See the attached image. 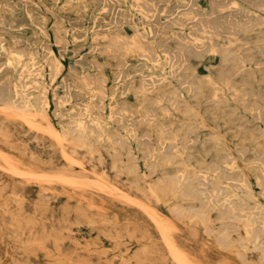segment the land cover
Returning a JSON list of instances; mask_svg holds the SVG:
<instances>
[{
  "label": "rangeland",
  "instance_id": "1",
  "mask_svg": "<svg viewBox=\"0 0 264 264\" xmlns=\"http://www.w3.org/2000/svg\"><path fill=\"white\" fill-rule=\"evenodd\" d=\"M174 1L0 0V6L2 5L0 7V62L3 61L0 63V264H67V262L68 264H180L179 262L184 259L187 264L189 262V264H264V156H262L264 155V97H261L264 96V0H260L261 2L258 0ZM215 1H219L220 4ZM148 7L150 9H147ZM186 7L189 11L184 9ZM158 8L159 11H157ZM238 9H243L244 14ZM253 12H257L256 14L261 17H257ZM227 18L230 19L227 20ZM169 23H171L170 27ZM234 25L241 26L237 29L238 27ZM85 26L88 28L85 29ZM135 38L136 40H131ZM218 45L221 46L217 48ZM189 47L193 48L192 51ZM146 48H151L153 51ZM196 49L202 50L195 54ZM210 49L213 51L210 52ZM216 49L222 50L223 53ZM23 50L24 53H22ZM183 50H186V53ZM246 68L249 69L246 70ZM32 71H35L34 74ZM89 74L92 77H89ZM240 77L245 80L243 81ZM111 79L113 80L110 81ZM10 81L13 83L11 84ZM38 81L41 84L40 87ZM35 84L36 86H33ZM15 88L20 94L16 95ZM35 88L38 89L35 90ZM95 89L99 92L96 93ZM248 89H251L250 94ZM88 90L91 91L88 92ZM22 95L26 97L23 96V98ZM123 101L126 103H122ZM111 105L114 106L111 107ZM13 106L15 107L12 109ZM7 107L11 112L7 110ZM122 109H125V112ZM64 114H67V117ZM122 115L124 116L120 117ZM144 116L148 119L147 121ZM124 117L127 118L124 119ZM120 118H123V121ZM153 119L155 122L152 121ZM79 120L88 125H84V128L80 127ZM257 127H259L258 130ZM126 128H129L128 132L125 131ZM115 130L117 134L113 136ZM168 130L170 134L167 133ZM208 134H213V137L210 138ZM174 135H177L176 138ZM79 138L84 140L81 139V142ZM167 147L170 148L167 149ZM230 155H233V158ZM61 174L64 177L67 176L65 180L64 177L58 178L62 176ZM236 176L240 178L236 179ZM68 177L70 181L67 180ZM120 190L125 193L119 195ZM126 193L130 197L126 196ZM176 253L179 255L177 256ZM182 264L186 262L183 261Z\"/></svg>",
  "mask_w": 264,
  "mask_h": 264
},
{
  "label": "bare ground",
  "instance_id": "2",
  "mask_svg": "<svg viewBox=\"0 0 264 264\" xmlns=\"http://www.w3.org/2000/svg\"><path fill=\"white\" fill-rule=\"evenodd\" d=\"M19 1H20V0H19ZM42 1H43V0H42ZM80 1H81V0H80ZM100 1H101V0H100ZM102 1H103V0H102ZM112 1H113V0H112ZM116 1H117V0H116ZM134 1H135V0H134ZM136 1H137V0H136ZM157 1H158V0H157ZM173 1H174V0H173ZM188 1H189V0H188ZM221 1H222V0H221ZM227 1H228V0H227ZM253 1H254V0H253ZM258 1L261 2L260 0H258ZM36 2H37V1H36ZM71 2L73 3V1H70V3H71ZM95 2H96V1H95ZM127 2H128V1H127ZM132 2H133V1H132ZM174 2H175V1H174ZM180 2H181V1H180ZM183 2H184V1H183ZM215 2H216V1H215ZM223 2H224V1H223ZM244 2H245V1H244ZM255 2H256V1H255ZM255 2H254V4H255ZM33 3H34V2H33ZM66 3H67V2H66ZM78 3H79V2H78ZM81 3H82V2H81ZM86 3H87V2H86ZM97 3H98V2H97ZM103 3H104V2H103ZM124 3H125V1H124ZM194 3H196V1H195ZM209 3H210V1H209ZM209 3H208V4H209ZM211 3H212V1H211ZM216 3H219V1H217ZM224 3H226V2H224ZM224 3H223V4H224ZM229 3H230V2H229ZM1 4H2V3H1ZM31 4H32V3H31ZM63 4H64V3H63ZM94 4H95V3H94ZM110 4H111V3H110ZM168 4H169V3H168ZM186 4H187V3H186ZM219 4H220V3H219ZM249 4H251V3H249ZM249 4H248V5H249ZM4 5H5V4H4ZM39 5H40V4H39ZM39 5H37V6H39ZM41 5H42V3H41ZM55 5H56V4H55ZM64 5H65V4H64ZM64 5H63V6H64ZM70 5H71V4H70ZM140 5H141V4H140ZM144 5H145V4H143V6H144ZM155 5H156V3H155ZM155 5H154V6H155ZM157 5H158V4H157ZM170 5H171V4H170ZM176 5H177V4H176ZM191 5H192V4H191ZM224 5L226 6V4H224ZM237 5H238V4H237ZM239 5H240V4H239ZM257 5H258V4H257ZM1 6H2V5H1ZM1 6H0V7H1ZM5 6H6V5H5ZM12 6H13V5H12ZM37 6H35V7H37ZM48 6H49V5H48ZM98 6H99V5H98ZM98 6H97V7H98ZM106 6H107V4H106ZM183 6H184V4H183ZM197 6H198V5H197ZM250 6H251V5H250ZM255 6H256V5H255ZM255 6H254V7H255ZM263 6H264V4H263ZM65 7H66V6H65ZM74 7H75V6H74ZM112 7H113V6H112ZM132 7H133V6H132ZM140 7H141V6H140ZM150 7H151V6H150ZM188 7H189V6H188ZM188 7L184 8V9H187ZM192 7H193V5H192ZM216 7H217V6H216ZM218 7H219V6H218ZM2 8H3V7H2ZM14 8H15V7H14ZM27 8H28V7H27ZM37 8H38V7H37ZM40 8H41V7H40ZM46 8H47V7H46ZM51 8H52V7H51ZM63 8H64V7H63ZM104 8H105V7H104ZM122 8H123V7H122ZM141 8H142V7H141ZM163 8H164V7H163ZM199 8H200V7H199ZM214 8H215V7H214ZM224 8H225V7H224ZM255 8H256V7H255ZM0 9H1V8H0ZM8 9H9V7H8ZM16 9H19V8H16ZM23 9H24V8H23ZM41 9H42V8H41ZM64 9H65V8H64ZM77 9H78V8H77ZM83 9H84V8H83ZM98 9H99V8H98ZM137 9H138V8H137ZM147 9H150V8L148 7ZM147 9H146V10H147ZM152 9H153V8H152ZM154 9H155V8H154ZM181 9L183 10V8H181ZM192 9H193V8H192ZM194 9H195V8H194ZM208 9H209V8H208ZM221 9H222V8H221ZM235 9H237V8H235ZM239 9H241V8H239ZM239 9H238V10H239ZM261 9H262V8H261ZM2 10H3V9H2ZM24 10H25V9H24ZM39 10H40V9H39ZM48 10H49V9H48ZM66 10H68V9H66ZM69 10H70V9H69ZM102 10H104V9H102ZM167 10H168V9H167ZM187 10H188V9H187ZM215 10H216V9H215ZM224 10H225V9H224ZM242 10H243V9H242ZM242 10H239V12L241 11V13H243ZM247 10H248V9H247ZM249 10H250V9H249ZM258 10H259V9H258ZM7 11H8V10H7ZM9 11H10V10H9ZM33 11H34V10H33ZM112 11H113V9H112ZM151 11H152V10H151ZM157 11H159V8L157 9ZM157 11H156V12H157ZM188 11H189V10H188ZM206 11H207V10H206ZM206 11H205V12H206ZM222 11H223V10H222ZM245 11H246V10H245ZM251 11H252V10H251ZM251 11H250V12H251ZM259 11H261V10H259ZM15 12H16V11H15ZM43 12H44V11H43ZM96 12H97V11H96ZM106 12H108V11H106ZM110 12H111V11H110ZM127 12H129V11H127ZM164 12H166L165 9H164ZM164 12H161V13H164ZM185 12H186V11H185ZM190 12H191V11H190ZM223 12H224V11H223ZM228 12H229V11H228ZM231 12H233V11L231 10ZM246 12H247V11H246ZM263 12H264V11H263ZM0 13H1V12H0ZM36 13H37V12H36ZM50 13H51V12H50ZM54 13H55V12H54ZM54 13H52V14H54ZM113 13H114V12H113ZM116 13L119 14V12H116ZM137 13H138V12H137ZM166 13H167V12H166ZM186 13H188V12H186ZM186 13H185V14H186ZM191 13H192V12H191ZM201 13H202V12H201ZM220 13H221V12H220ZM226 13H227V11H226ZM235 13L238 14V13L236 12V10H235ZM235 13H234V14H235ZM253 13L256 14L257 12H253ZM3 14H4V13H3ZM7 14H9V13H7ZM7 14H6V15H7ZM26 14H27V13H26ZM58 14H59V13H58ZM64 14H65V13H64ZM90 14H91V13H90ZM90 14H89V15H90ZM96 14H97V13H96ZM103 14H104V13H103ZM118 14H117V15H118ZM124 14H126V13H124ZM127 14H128V13H127ZM127 14H126V15H127ZM132 14H133V13H132ZM132 14H131V15H132ZM139 14H140V13H139ZM153 14H154V13H153ZM205 14H206V13H205ZM207 14H208V12H207ZM216 14H217V13H216ZM230 14H231V13H230ZM243 14H244V13H243ZM4 15H5V14H4ZM28 15H29V14H28ZM69 15H70V14H69ZM86 15H87V14H86ZM119 15H121V14H119ZM158 15H159V13H158ZM165 15H167V14H165ZM169 15H171V14H169ZM218 15H219V14H218ZM224 15H225V14H224ZM256 15H257V17L259 16L258 14H256ZM256 15H254V16H256ZM20 16H21V15H19V18H21ZM37 16H38V14H37ZM63 16H64V15H63ZM91 16H92V15H91ZM109 16H110V15H109ZM177 16H178V15H177ZM190 16H192V15H190ZM200 16H201V15H200ZM203 16H204V15H203ZM209 16H210V15H209ZM225 16H226V15H225ZM231 16H232V15H231ZM237 16H238V15H237ZM244 16H245V15H244ZM250 16H251V14H250ZM16 17L18 18V16H16ZM83 17H84V16H83ZM83 17H81V18H83ZM100 17H101V16H100ZM131 17H132V16H131ZM157 17H158V16H157ZM183 17H184V16H183ZM233 17H234V16H233ZM240 17H241V16H240ZM246 17H247V16H246ZM257 17H256V19H257ZM260 17H261V15L259 16V18H260ZM263 17H264V16H263ZM35 18H36V17H35ZM41 18H42V17H41ZM62 18H63V17H62ZM74 18H75V17H74ZM98 18H99V17H98ZM117 18H118V16H117ZM122 18H123V17H122ZM165 18H167V17H165ZM176 18H177V17H176ZM186 18H187V17H186ZM194 18H195V17H194ZM206 18H207V17H206ZM220 18H221V17H220ZM223 18H224V17H223ZM223 18H222V19H223ZM235 18H236V17H235ZM243 18H244V17H243ZM247 18H248V17H247ZM253 18H254V17H253ZM4 19H5V18H4ZM28 19H29V18H28ZM31 19H32V18H31ZM33 19H34V18H33ZM70 19H71V18H70ZM84 19H85V18H84ZM89 19H90V18H89ZM120 19H121V18H120ZM120 19H118V21H119ZM123 19H124V18H123ZM126 19H128V18H126ZM130 19H131V18H130ZM137 19H138V17H137ZM170 19H171V18H170ZM188 19H189V18H188ZM201 19H202V18H201ZM203 19H205V18H203ZM208 19H209V18H208ZM208 19H207V20H208ZM210 19L212 20L211 17H210ZM229 19H230V18H227V20H229ZM237 19H238V18H237ZM244 19H245V18H244ZM244 19H243V20H244ZM261 19H262V18H261ZM1 20H2V19H1ZM37 20H38V19H37ZM46 20H47V19H46ZM57 20H58V19H57ZM74 20H75V19H74ZM95 20H96V19H95ZM116 20H117V19H116ZM140 20H141V19H140ZM166 20H167V19H166ZM173 20H174V18H173ZM178 20H179V19H178ZM207 20H205V21H206L205 23H207ZM220 20H221V19H220ZM231 20H232V19H231ZM235 20H236V19H235ZM235 20H234V21H235ZM240 20H241V19H240ZM248 20H249V19H248ZM257 20H258V19H257ZM13 21H14V20H13ZM23 21H24V20H23ZM35 21H36V19H35ZM54 21H55V20H54ZM62 21H63V20H62ZM81 21H82V20H81ZM98 21H99V19H98ZM101 21H102V20H101ZM104 21H105V20H104ZM125 21H126V20H125ZM132 21H133V20H132ZM137 21H138V20H137ZM146 21H147V20H146ZM146 21H145V22H146ZM169 21H170V20H169ZM202 21H203V20H202ZM215 21H216V20H215ZM237 21H238V20H237ZM254 21H255V20H254ZM258 21H259V20H258ZM6 22H7V21H6ZM46 22H47V21H46ZM107 22H108V21H107ZM113 22H115V21H113ZM167 22H168V21H167ZM172 22H173V21H172ZM172 22H171V23H172ZM174 22H175V20H174ZM191 22H193V21H191ZM191 22H190V23H191ZM231 22H232V21H231ZM242 22H243V21H242ZM246 22H247V21H246ZM249 22H250V21H249ZM249 22H248V23H249ZM33 23H34V22H33ZM42 23H43V22H42ZM69 23H70V22H69ZM74 23H75V22H74ZM138 23H139V22H138ZM171 23L168 24L169 27L171 26V25H170ZM209 23H210V22H209ZM238 23H240V22H238ZM248 23H247V25H248ZM251 23H252V20H251ZM255 23H256V21H255ZM0 24H1V23H0ZM4 24H5V23H4ZM40 24H41V23H40ZM53 24H54V23H53ZM72 24H73V23H72ZM78 24H79V23H78ZM86 24H87V23H86ZM153 24H154V23H153ZM172 24H173V23H172ZM178 24H179V23H178ZM181 24H183V23H181ZM202 24H203V23H202ZM202 24H201V25H202ZM227 24H228V23H227ZM232 24H234V22H233ZM13 25H14V24H13ZM13 25H12V26H13ZM21 25H23V24H21ZM101 25H103V24H101ZM117 25H118V24H117ZM132 25H133V24H132ZM146 25H147V23H146ZM150 25H151V23H150ZM192 25H193V24H192ZM195 25H196V24H195ZM201 25H200V27H201ZM241 25H242V24H241ZM241 25H239V26H241ZM244 25H245V23L243 24V26H244ZM255 25H256V24H255ZM98 26H99V25H98ZM119 26H120V25H119ZM142 26H143V25H142ZM152 26H153V25H152ZM165 26H166V25H165ZM178 26H179V25H178ZM184 26H185V25H184ZM204 26H205V25H204ZM207 26H208V24L206 25V27H207ZM234 26H237V27H238L237 29H239V26H238V25H234ZM34 27H35V26H34ZM43 27H44V26H43ZM69 27H70V26H69ZM71 27H72V26H71ZM114 27H115V26H114ZM135 27H136V26H135ZM144 27H145V26H144ZM148 27H149V26H148ZM166 27H167V26H166ZM182 27H183V26H182ZM189 27H190V26H188V28H189ZM191 27H192V26H191ZM222 27H223V26H222ZM229 27H230V26H229ZM245 27H247V26H245ZM248 27H249V26H248ZM248 27H247V28H248ZM251 27H252V26H251ZM261 27H262V26H261ZM6 28H7V27H6ZM22 28H23V27H22ZM25 28H26V26H25ZM39 28H40V27H39ZM86 28H88V27L85 26V29H86ZM94 28H95V27H94ZM112 28H113V27H112ZM117 28H118V27H117ZM130 28H131V27H130ZM132 28H133V27H132ZM140 28H141V27H140ZM145 28H146V27H145ZM186 28H187V27H186ZM197 28H199V27H197ZM204 28H205V27H204ZM208 28H209V27H208ZM210 28H211V26H210ZM234 28H235V27H234ZM234 28H233V29H234ZM247 28H246V29H247ZM262 28H263V27H262ZM1 29H2V28H1ZM18 29H19V28H18ZM18 29H17V31H18ZM56 29H57V28H56ZM162 29H163V28H162ZM166 29H167V28H166ZM175 29H176V28H175ZM241 29H242V27H241ZM32 30H33V29H32ZM95 30H96V29H95ZM117 30H118V29H117ZM134 30H136V29H134ZM187 30H188V29H187ZM189 30H190V29H189ZM192 30H193V29H192ZM195 30H196V29H195ZM206 30H207V29H206ZM211 30H212V29H211ZM220 30H221V28H220ZM220 30H219V31H220ZM223 30H224V29H223ZM242 30H243V29H242ZM244 30H245V29H244ZM256 30H257V29H256ZM20 31H21V30H20ZM40 31H41V30H40ZM58 31H59V30H58ZM152 31H153V30H152ZM160 31H161V30H160ZM198 31H199V30H198ZM202 31L204 32V30H202ZM202 31H201V32H202ZM209 31H210V30H209ZM230 31H231V30H230ZM235 31H236V30H235ZM240 31H241V30H240ZM8 32H10V31H8ZM120 32H121V31H120ZM120 32H119V33H120ZM141 32H142V30H141ZM149 32H150V31H149ZM164 32H166V31H164ZM178 32H180V31H178ZM188 32H189V31H188ZM205 32H206V31H205ZM213 32H214V31H213ZM231 32H232V31H231ZM233 32H234V31H233ZM233 32H232V33H233ZM237 32H238V31H237ZM237 32H236V33H237ZM14 33H15V32H14ZM32 33H33V32H32ZM38 33H39V32H38ZM43 33H44V32H43ZM69 33H70V32H69ZM81 33H82V32H81ZM97 33H98V32H97ZM125 33H127V32H125ZM135 33H137V31H135ZM146 33H147V32H146ZM162 33H163V32H162ZM162 33H161V34H162ZM175 33H176V32H175ZM183 33H184V32H183ZM198 33H199V32H198ZM206 33H207V32H206ZM211 33H212V32H211ZM211 33H210V34H211ZM223 33H224V32H223ZM234 33H235V32H234ZM238 33H239V32H238ZM23 34H24V33H23ZM44 34H45V33H44ZM48 34H49V33H48ZM63 34H64V33H63ZM66 34H67V32H66ZM86 34H87V33H86ZM100 34H101V33H100ZM171 34H172V33H171ZM186 34H187V33H186ZM200 34H201V33H200ZM200 34H198V35H200ZM19 35H20V34H19ZM25 35H26V33H25ZM29 35H30V34H29ZM134 35H135V34H134ZM139 35H140V34H139ZM146 35H147V34H146ZM191 35H193V34H192V31H191ZM194 35H195V34H194ZM241 35H242V34H241ZM262 35H263V34H262ZM21 36H22V35H21ZM31 36H32V35H31ZM31 36H30V37H31ZM34 36H35V35H34ZM99 36H100V35H99ZM165 36H166V35H165ZM172 36H173V35H172ZM174 36H175V35H174ZM186 36H187V35H186ZM200 36H201V35H200ZM203 36H204V35H203ZM215 36L218 37L217 35H215ZM227 36L230 37V35H227ZM14 37H16V36H14ZM39 37H40V36H39ZM54 37H55V35H54ZM72 37H73V36H72ZM109 37H110V35H109ZM124 37H125V36H124ZM134 37H135V36H134ZM142 37H143V36H142ZM187 37H188V36H187ZM190 37H191V36H189V38H190ZM197 37H198V36H197ZM242 37H243V36H242ZM263 37H264V36H263ZM11 38H12V37H11ZM27 38H28V37H27ZM27 38H26V39H27ZM35 38H38V37H35ZM85 38H86V36H85ZM93 38H94V37H93ZM125 38H127V37H125ZM137 38L139 39V36H138ZM140 38H141V37H140ZM164 38H165V37H164ZM168 38H169V37H168ZM175 38H177V37H175ZM207 38H208V37H207ZM1 39H2V38H1ZM3 39H4V38H3ZM15 39H16V38H15ZM42 39H43V38H42ZM88 39H89V38H88ZM102 39H103V38H102ZM106 39H107V38H106ZM110 39H111V38H110ZM129 39H130V38H129ZM146 39H147V38H146ZM146 39H145V40H146ZM165 39L167 40V38H165ZM172 39H173V38H172ZM229 39H230V38H229ZM242 39H243V38H242ZM4 40H5V39H4ZM16 40H17V39H16ZM23 40H24V39H23ZM65 40H67V39H65ZM68 40H69V39H68ZM74 40H75V39H74ZM76 40H77V39H76ZM81 40H82V39H81ZM85 40H86V39H85ZM93 40H94V39H93ZM126 40H127V39H126ZM131 40H136V38H135V39H131ZM140 40H141V39H140ZM145 40H143V41H145ZM147 40H148V39H147ZM147 40H146V41H147ZM180 40H181V39H180ZM208 40H209V39H208ZM212 40H214V38H213ZM243 40H244V39H243ZM256 40H257V39H256ZM82 41H83V40H82ZM96 41H97V40H96ZM107 41H108V39H107ZM137 41H139V40H137ZM149 41H150V40H149ZM231 41H232V40H231ZM16 42H17V41H16ZM45 42H46V40H45ZM89 42H90V40H89ZM131 42H132V41H131ZM134 42H135V41H134ZM134 42H133V43H134ZM189 42H190V41H189ZM192 42H193V41H192ZM225 42H226V41H225ZM229 42H230V41H229ZM234 42H235V41H234ZM242 42H243V41H242ZM260 42H263V41H260ZM0 43H1V42H0ZM17 43H18V42H17ZM24 43H25V42H24ZM27 43H29V41H28ZM61 43H62V42H61ZM68 43H69V42H68ZM92 43H93V42H92ZM125 43H126V42H125ZM129 43H130V42H128V44H129ZM138 43H139V42H138ZM197 43H198V42H197ZM197 43H196V44H197ZM226 43H227V42H226ZM237 43H238V42H237ZM2 44H3V43H2ZM32 44H33V43H32ZM32 44H31V45H32ZM72 44H73V43H72ZM79 44H80V43H79ZM98 44H99V43H98ZM136 44H137V43H136ZM144 44H145V43H144ZM155 44H156V43H155ZM159 44H160V43H159ZM161 44H162V42H161ZM161 44H160V45H161ZM166 44H167V43H166ZM175 44H176V43H175ZM175 44H174V45H175ZM188 44H189V43H188ZM192 44H193V43H192ZM194 44H195V43H194ZM194 44H193V45H194ZM215 44H217V43H215ZM238 44H239V43H238ZM50 45H51V44H50ZM118 45H119V44H118ZM122 45H123V44H122ZM126 45H127V44H126ZM130 45H131V44H130ZM137 45H138V44H137ZM145 45H146V44H145ZM189 45H190V44H189ZM197 45H199V44H197ZM204 45H205V44H204ZM226 45H227V44H226ZM228 45H229V44H228ZM228 45H227V46H228ZM241 45H242V44H241ZM5 46H6V45H5ZM38 46H39V45H38ZM89 46H90V45H89ZM92 46H93V45H92ZM101 46H102V45H101ZM104 46H105V45H104ZM104 46H103V47H104ZM124 46H125V45H123V47H124ZM133 46H134V44H133ZM140 46H141V45H140ZM163 46H164V44H163ZM176 46H177V45H176ZM183 46H184V45H183ZM190 46H191V45H190ZM208 46H209V45H208ZM219 46H221V45H218L217 48H219ZM239 46H240V44H239ZM239 46H238V47H239ZM11 47H12V46H11ZM23 47H24V46H23ZM30 47H31V46H30ZM73 47L76 48L75 46H73ZM80 47H81V46H80ZM82 47H83V45H82ZM95 47H96V46H95ZM99 47H100V46H99ZM120 47H121V46H120ZM123 47H122V48H123ZM135 47H136V46H135ZM141 47H143V46H141ZM146 47L148 48V46H146ZM170 47H171V46H170ZM170 47H169V48H170ZM172 47H173V46H172ZM184 47H185V46H184ZM213 47H214V46H213ZM224 47H225V46H224ZM16 48H17V47H16ZM25 48H26V47H25ZM34 48H36V47H34ZM106 48H107V47H106ZM124 48H125V47H124ZM124 48H123V49H124ZM147 48H146V49H147ZM167 48H168V47H167ZM179 48H180V47H179ZM189 48H190V47H189ZM193 48H194V46H193ZM193 48H190V50L193 49ZM195 48H196V47H195ZM199 48H201V47L199 46ZM206 48H207V47H206ZM208 48H209V47H208ZM208 48H207V49H208ZM215 48H216V47H215ZM248 48H249V47H248ZM251 48H253V47L251 46ZM251 48H250V49H251ZM254 48H255V47H254ZM254 48H253V49H254ZM1 49H2V48H1ZM6 49H8V48L6 47ZM76 49H77V48H76ZM108 49H109V48H108ZM112 49H113V48H112ZM115 49H116V48H115ZM118 49H120V48H118ZM118 49H117V50H118ZM140 49H143V48H140ZM140 49H138V50H140ZM149 49H151V48H149ZM149 49H147V50H149ZM152 49H153V47H152ZM152 49H151V51H153ZM157 49H158V48H157ZM164 49H165V47H164ZM181 49H182V48H181ZM207 49H206V50H207ZM220 49H221V47H220ZM220 49H219V50H220ZM224 49H225V48H224ZM244 49H245V48H244ZM15 50H16V49H15ZM28 50H29V49H28ZM38 50H39V49H38ZM63 50H64V49H63ZM155 50H156V49H155ZM161 50H162V48H161ZM165 50H166V49H165ZM186 50H187V46H186ZM186 50H185V51L183 50V51L186 53ZM200 50H202V49H200ZM200 50H199V51H200ZM211 50L213 51V49H210V52H211ZM216 50H217V49H216ZM216 50H215V51H216ZM219 50H217V51H219ZM222 50H223V48H222ZM222 50H220V51L222 52ZM226 50H227V49H226ZM231 50H232V49H231ZM231 50H230V51H231ZM234 50H235V49H234ZM5 51H6V50H5ZM17 51H18V48H17ZM21 51H22V50H21ZM42 51H43V50H42ZM86 51H87V50H86ZM99 51H100V49H99ZM108 51H109V50H108ZM112 51H114V50H112ZM118 51H119V50H118ZM169 51H170V50H169ZM172 51H173V50H172ZM191 51H192V50H191ZM196 51H197V49H196ZM199 51L195 52V54H196V53H199ZM220 51H219V52H220ZM243 51H245V50H243ZM246 51H247V50H246ZM250 51H251V50H250ZM65 52H66V51H65ZM75 52H76V51H75ZM84 52H85V51H84ZM95 52H96V51H95ZM147 52H148V51H147ZM163 52H164V51H163ZM176 52H177V51H176ZM179 52H180V51H179ZM188 52H189V51H188ZM208 52H209V51H208ZM224 52H225V51H224ZM254 52H255V51H254ZM256 52H258V51H256ZM18 53H19V51H18ZM22 53H24V50H23ZM27 53H28V52H27ZM27 53H26V55H27ZM88 53H89V51H88ZM104 53H105V52H104ZM114 53H115V52H114ZM124 53H125V52H124ZM124 53H123V54H124ZM141 53H142V52H141ZM165 53H166V52H165ZM222 53H223V52H222ZM222 53H221V54H222ZM241 53H242V51H241ZM243 53H245V52H243ZM14 54H15V53H14ZM14 54H13V55L11 54V56H14ZM20 54H21V53H20ZM82 54H83V53H82ZM82 54H81V55H82ZM107 54H108V52H107ZM138 54H139V52H138ZM142 54H143V53H142ZM145 54H146V53H145ZM151 54H152V53H151ZM153 54H154V53H153ZM170 54H171V53H170ZM177 54H178V53H177ZM195 54H194V56H195ZM203 54H204V53H203ZM219 54H220V53H219ZM224 54H225V53H224ZM230 54H231V53H230ZM238 54H239V53H238ZM249 54H250V53H249ZM255 54H256V53H255ZM22 55H23V54H22ZM24 55H25V54H24ZM64 55H65V54H64ZM87 55H88V54H87ZM158 55H159V53H158ZM179 55H180V54H179ZM181 55H182V54H181ZM187 55H189V54H187ZM222 55H223V54H222ZM232 55H234V54H232ZM247 55H248V54H247ZM260 55H261V54H260ZM6 56H7V55H6ZM30 56L32 57V55H30ZM35 56H36V54H35ZM47 56H48V55H47ZM74 56H75V55H74ZM83 56H84V55H83ZM94 56H95V55H94ZM138 56H139V55H138ZM168 56H169V55H168ZM196 56H197V55H196ZM244 56H245V54H244ZM248 56H249V55H248ZM248 56H246V57H248ZM263 56H264V55H263ZM21 57H22V56H21ZM54 57H55V56H54ZM80 57H81V56H80ZM85 57H87V56H85ZM152 57H153V56H152ZM159 57H160V56H159ZM163 57L165 58V56H163ZM174 57H175V56H174ZM177 57H178V56L176 55V58H177ZM182 57H183V55H182ZM184 57H185V56H184ZM223 57L225 58V56H223ZM230 57H231V55H230ZM234 57H235V56H234ZM239 57H240V55H239ZM250 57H251V54H250ZM259 57H260V56H259ZM27 58H28V57H27ZM56 58H57V57H56ZM64 58H65V57H64ZM119 58H120V57H119ZM147 58H148V56H147ZM179 58H180V57H179ZM186 58H187V57H186ZM195 58H197V57H195ZM221 58H222V57H221ZM231 58H233V57H231ZM248 58H249V57H248ZM256 58H257V57H256ZM263 58H264V57H263ZM20 59H21V58H20ZM57 59H58V58H57ZM87 59H88V58H87ZM114 59H115V58H114ZM152 59H154V58H152ZM155 59H156V57H155ZM170 59H171V57H170ZM182 59H183V58H182ZM187 59H188V58H187ZM243 59H245V58L243 57ZM260 59H261V58H260ZM2 60H3V59H2ZM16 60H18V59L16 58ZM48 60H49V58H48ZM48 60H47V61H48ZM91 60H92V59H91ZM102 60H103V59H102ZM106 60H107V58H106ZM156 60H157V59H156ZM163 60H164V59H163ZM174 60H175V59H174ZM229 60H230V59H229ZM232 60H233V59H232ZM245 60H246V59H245ZM245 60H244V61H245ZM258 60H259V59H258ZM18 61H20V60H18ZM24 61H25V60H24ZM27 61H28V60H27ZM32 61H33V60H32ZM37 61H38V60H37ZM50 61H51V60H50ZM107 61H108V60H107ZM121 61H122V60H121ZM125 61H126V60H125ZM152 61H153V60H152ZM159 61H160V60H159ZM164 61H165V60H164ZM185 61H186V60H185ZM185 61H184V62H185ZM220 61H221V59H220ZM226 61H227V60H226ZM244 61H243V62H244ZM2 62H3V61H2ZM2 62H0V63H2ZM7 62H8V61H7ZM21 62H22V61H21ZM29 62H30V61H29ZM64 62H65V61H64ZM108 62H110V61H108ZM117 62H118V61H117ZM119 62H120V59H119ZM144 62L146 63L147 61H144ZM165 62H166V61H165ZM167 62H168V61H167ZM177 62H179V61H177ZM231 62H232V61H231ZM10 63H12V62H10ZM14 63H15V62H14ZM30 63H31V62H30ZM30 63H29V64H30ZM38 63H39V62H38ZM42 63H43V62H42ZM42 63H41V64H42ZM106 63H107V62H106ZM110 63H111V62H110ZM110 63H109V64H110ZM121 63H122V62H121ZM125 63H127V62H125ZM129 63H130V62H129ZM132 63H133V62H132ZM187 63H189V62H187ZM223 63H225V62H223ZM258 63H259V62H258ZM26 64H27V63H25V65H26ZM33 64H34V63H33ZM47 64H48V63H47ZM60 64H61V63H60ZM78 64H79V63H78ZM135 64H136V63H135ZM137 64H139V63H137ZM180 64H181V63H180ZM185 64H186V63H185ZM198 64H199V63H198ZM209 64H210V63H209ZM233 64H234V63H233ZM236 64H237V63H236ZM254 64H255V61H254ZM256 64H257V63H256ZM8 65H9V64H8ZM20 65H21V64H20ZM23 65H24V63H23ZM37 65H38V64H37ZM58 65H59V64H58ZM75 65H76V64H75ZM91 65L93 66L92 63H91ZM118 65H119V64H118ZM123 65H124V64H123ZM123 65H122V66H123ZM140 65H141V64H140ZM146 65H147V64H146ZM153 65H154V64H153ZM174 65H175V64H174ZM228 65H229V64H228ZM1 66H2V65H1ZM6 66H7V65H6ZM29 66H30V65H29ZM33 66H34V65H33ZM39 66H40V65H39ZM56 66H57V65H56ZM60 66H61V65H60ZM69 66H70V65H69ZM81 66H82V65H81ZM119 66H120V65H119ZM127 66H128V65H127ZM127 66H126V67H127ZM141 66H142V65H141ZM141 66H140V67H141ZM159 66H160V65H159ZM178 66H179V65H178ZM184 66H185V65H184ZM222 66H223V65H222ZM237 66H238V65H237ZM254 66H255V65H254ZM13 67H14V66H13ZM22 67H23V66H22ZM30 67H31V66H30ZM34 67H35V66H34ZM45 67H46V65H45ZM61 67H62V66H61ZM67 67H68V66H67ZM94 67H95V66H94ZM134 67H135V66H134ZM144 67H145V66H144ZM153 67H154V66H153ZM156 67H157V66H156ZM161 67H162V66H161ZM172 67H173V66H172ZM192 67H193V66H192ZM203 67H204V65H203ZM205 67H206V66H205ZM231 67H232V66H231ZM246 67H248V66H246ZM249 67H250V66H249ZM0 68H1V67H0ZM7 68H10V67H7ZM26 68H28V67H26ZM39 68H40V67H38V69H39ZM41 68H42V67H41ZM59 68H60V67H59ZM62 68H63V67H62ZM62 68H61V69H62ZM128 68H129V66H128ZM135 68H136V67H135ZM148 68H149V67H148ZM173 68H174V67H173ZM184 68H185V67H184ZM206 68H207V67H206ZM225 68H226V67H225ZM227 68H228V67H227ZM233 68H234V67H233ZM236 68H237V67H236ZM236 68H234V69H236ZM259 68H260V67H259ZM34 69H35V68H34ZM96 69H97V67H96ZM117 69H119V68H117ZM124 69H126V68H124ZM131 69H132V67H131ZM138 69L140 70L141 68H138ZM142 69H143V68H142ZM161 69H162V68H161ZM180 69H181V68H180ZM216 69H218V68H216ZM222 69H224V68H222ZM230 69H231V68H230ZM230 69H229V70H230ZM238 69H240V68H238ZM247 69H249V68H246V70H247ZM21 70H22V68H21ZM30 70H31V68H30ZM35 70H36V69H35ZM39 70H40V69H39ZM42 70H43V68H42ZM46 70H47V69H46ZM64 70H65V69H64ZM98 70H99V69H98ZM169 70H170V69H169ZM174 70H175V69H174ZM181 70H183V69H181ZM207 70H208V69H207ZM225 70H227V69H225ZM229 70H228V71H229ZM252 70H253V69H252ZM2 71H3V70H2ZM26 71H27V70H26ZM47 71H48V70H47ZM100 71H101V69H100ZM127 71H128V70H127ZM142 71H143V70H142ZM177 71H178V70H177ZM205 71H206V70H205ZM230 71H231V70H230ZM238 71H239V70H238ZM4 72H5V71H4ZM32 72H33V71H32ZM34 72H35V71H34ZM34 72H33V74H34ZM37 72H38V71H37ZM44 72H45V71H44ZM73 72H74V71H73ZM98 72H99V71H98ZM101 72H102V71H101ZM101 72H100V73H101ZM103 72H104V71H103ZM114 72H115V71H114ZM170 72H171V71H170ZM219 72H221V71L219 70ZM234 72H235V71H234ZM240 72H241V70H240ZM21 73H22V72H21ZM29 73H30V72H29ZM50 73H51V72H50ZM59 73H60V69H59ZM59 73H58V74H59ZM75 73H76V72H75ZM122 73H124V72H122ZM127 73H128V72H127ZM172 73H173V72H172ZM238 73H239V72H238ZM23 74H24V73H23ZM38 74H39V73H38ZM43 74H44V73H43ZM69 74H70V73H69ZM92 74H93V73H92ZM150 74H151V73H150ZM155 74H156V73H155ZM180 74H182V73H180ZM185 74H186V73H185ZM220 74H222V73H220ZM250 74H251V73H250ZM253 74H254V73H253ZM29 75H30V74H29ZM39 75H40V74H39ZM45 75H46V74H45ZM77 75H78V73H77ZM100 75H101V74H100ZM103 75H104V74H103ZM105 75H106V74H105ZM113 75H115V73H114ZM124 75H125V74H124ZM124 75H123V76H124ZM128 75H129V73H128ZM138 75H139V74H138ZM148 75H149V74H148ZM157 75H158V74H157ZM160 75H161V74H160ZM189 75H190V74H189ZM189 75H188V76H189ZM203 75H204V74H203ZM208 75H209V74H208ZM208 75H207V76H208ZM238 75H239V74H238ZM8 76H10V75L8 74ZM12 76H13V75H12ZM17 76H18V75H17ZM53 76H54V75H53ZM79 76H80V75H79ZM83 76H84V75H83ZM83 76H82V77H83ZM90 76H91V75L89 74V77H90ZM121 76H122V75H121ZM145 76H146V75H145ZM226 76H227V75H226ZM13 77H14V76H13ZM13 77H11V78H13ZM18 77H19V76H18ZM26 77H27V76H26ZM30 77H31V76H30ZM36 77H37V76H36ZM55 77H57V76L55 75ZM64 77H65V76H64ZM89 77H88V79H91V78H89ZM91 77H92V76H91ZM101 77H102V75H101ZM142 77H143V76H142ZM148 77H149V76H148ZM152 77H153V76H152ZM179 77H180V76H179ZM199 77H200V76H199ZM246 77H248V76L246 75ZM4 78H5V77H4ZM20 78H22V77H20ZM27 78H28V77H27ZM70 78H71V77H70ZM73 78H74V77H73ZM102 78H103V77H102ZM130 78H131V77H129V79H130ZM154 78H155V77H154ZM160 78H161V77H160ZM174 78H175V77H174ZM177 78H178V76H177ZM187 78H188V77H187ZM208 78H209V77H208ZM216 78L219 79V77H216ZM233 78H234V80H236L235 77H233ZM233 78H232V79H233ZM240 78H241V77H240ZM240 78H239V82H240ZM244 78H245V76H244ZM244 78L242 77L241 79L243 80ZM258 78H259V77H258ZM7 79H8V78H7ZM24 79H25V78H24ZM29 79H30V78H29ZM36 79H37V78H36ZM59 79H60V78H59ZM77 79H78V77H77ZM81 79H83V78H81ZM100 79H101V78H100ZM105 79H106V78H105ZM138 79H139V77H138ZM142 79H143V78H142ZM142 79H141V80H142ZM172 79H173V78H172ZM197 79H198V78H197ZM248 79H249V78H248ZM20 80H21V79H20ZM55 80H58V79H55ZM55 80H54V81H55ZM71 80H72V78H71ZM107 80H108V79H107ZM112 80H113V79H111L110 81H112ZM123 80H124V79H123ZM123 80H122V81H123ZM145 80H146V79H145ZM156 80H157V79H156ZM156 80H155V81H156ZM164 80H165V79H164ZM178 80H179V79H178ZM190 80H191V79H190ZM190 80H189L188 82H190ZM210 80H211V79H210ZM210 80H209V81H210ZM226 80H227V79H226ZM244 80H245V79H244ZM244 80H243V81H244ZM0 81H1V80H0ZM2 81H3V80H2ZM5 81H6V79H5ZM7 81L9 82V80H7ZM26 81H27V80H26ZM78 81H79V80H78ZM105 81H106V80H105ZM125 81H126V80H125ZM155 81H154V82H155ZM259 81H260V80H259ZM18 82H19V80H18ZM22 82H23V81H22ZM24 82H25V81H24ZM49 82H50V81H49ZM52 82H53V80H52ZM57 82H59V81H57ZM64 82H65V81H64ZM87 82H88V80H87ZM126 82H128V80H127ZM126 82H125V84H126ZM130 82H131V81H130ZM156 82H157V81H156ZM186 82H187V81H186ZM214 82H215V81H214ZM239 82H237V83H239ZM3 83L5 84V82H3ZM10 83L12 84L13 82L10 81ZM14 83H15V81H14ZM36 83H37V82H36ZM38 83H39V81H38ZM41 83H42V82H41ZM76 83H77V81H76ZM83 83H84V82H83ZM88 83H89V82H88ZM103 83H104V82H103ZM117 83H118V82H117ZM128 83H129V82H128ZM141 83H142V82H141ZM157 83H158V82H157ZM157 83H155V85H156ZM168 83H169V82H168ZM170 83H171V81H170ZM172 83H173V82H172ZM208 83H210V82H208ZM229 83H231V82H229ZM250 83H252V82H250ZM263 83H264V82H263ZM15 84H16V83H15ZM31 84H33V83H31ZM42 84H43V83H42ZM47 84H48V83H47ZM84 84H85V83H84ZM98 84H99V83H98ZM104 84H105V83H104ZM119 84H120V83H119ZM182 84H186V83H182ZM193 84H194V83H193ZM206 84H207V83H206ZM216 84H217V83H216ZM233 84H234V83H233ZM241 84H242V83H241ZM244 84H247V83H244ZM248 84H249V82H248ZM248 84H247V85H248ZM5 85H6V84H5ZM22 85H23V84H22ZM25 85H26V82H25ZM40 85H41V84L39 83V87H40ZM55 85H56V84H55ZM55 85H54V86H55ZM64 85H65V84H64ZM76 85H78V84H76ZM82 85H83V84H82ZM82 85H81V86H82ZM88 85H89V84H88ZM96 85H97V84H95V86H96ZM115 85H116V84H115ZM115 85H114V86H115ZM123 85H124V84H123ZM129 85H130V84H129ZM133 85H134V84H133ZM139 85H140V83H139ZM139 85H137V86L139 87ZM180 85H181V84H180ZM195 85H197V84H195ZM221 85H222V84H221ZM221 85H220V86H221ZM251 85H252V84H251ZM251 85H250V86H251ZM23 86H24V85H23ZM33 86H36V84L33 85ZM93 86H94V85H93ZM99 86H100V85H99ZM124 86H125V85H124ZM187 86H188V84H187ZM187 86H186V87H187ZM189 86L191 87L190 84H189ZM220 86H219V87H220ZM234 86H235V85H234ZM243 86H244V85H243ZM2 87H3V86H2ZM24 87H25V86H24ZM27 87H28V85H27ZM31 87H32V86H31ZM37 87H38V86H37ZM51 87H52V86H51ZM88 87H89V86H88ZM90 87H92V86H90ZM105 87H106V86H105ZM109 87H110V86H109ZM117 87H118V86H117ZM126 87H128V86H126ZM134 87H135V86H134ZM160 87H161V86H160ZM163 87H164V86H163ZM163 87H162V88H163ZM182 87H183V86H182ZM193 87H194V86H193ZM195 87H196V86H195ZM213 87H214V86H213ZM219 87H218V88H219ZM235 87H236V86H235ZM241 87H242V86H241ZM0 88H1V87H0ZM29 88H30V87H29ZM48 88H49V87H48ZM48 88H47V89H48ZM61 88H62V87H61ZM64 88H65V87H64ZM82 88H83V87H82ZM84 88H87V87H84ZM100 88H101V87H98V89H100ZM131 88H132V87H131ZM140 88H142V86H141ZM147 88H148V87H147ZM154 88H155V87H154ZM154 88H152V89H154ZM201 88H202V86H201ZM221 88H222V87H221ZM7 89H9V88H7ZM15 89H16V88H15ZM15 89H14V90H15ZM18 89H21V88H18ZM36 89H38V88H35V90H36ZM41 89L43 90L42 87H41ZM53 89H54V88H53ZM66 89H67V88H66ZM74 89H75V88H74ZM125 89H127V88H125ZM134 89H135V88H134ZM144 89H145V87H144ZM186 89H187V88H186ZM189 89H190V88H189ZM215 89H217V88H215ZM215 89H214V90H215ZM235 89H236V88H235ZM240 89H242V88H240ZM262 89H263V87H262ZM1 90H2V89H1ZM23 90H24V88H23ZM35 90H34V91H35ZM91 90H92V88H91ZM91 90H88V92L91 91ZM95 90H96V89H95ZM101 90H103V89L101 88ZM115 90H117V89H115ZM121 90H122V89H121ZM155 90H156V89H155ZM190 90H191V89H190ZM237 90H238V89H237ZM242 90H243V89H242ZM249 90H251V89H248V91H249ZM263 90H264V89H263ZM30 91H31V90H30ZM66 91H67V90H66ZM68 91H69V90H68ZM77 91H78V90H77ZM79 91H80V90H79ZM112 91H113V90H112ZM112 91H111V92H112ZM135 91H136V90H135ZM145 91L147 92V90H144V92H145ZM171 91H172V90H171ZM196 91H198V89H197ZM216 91H217V90H216ZM245 91H247V90H245ZM7 92H8V90H7ZM46 92H47V91H46ZM53 92H54V91H53ZM74 92H75V91H74ZM84 92H85V91H84ZM95 92L98 93L99 91L97 92V90H96ZM102 92H103V91H102ZM121 92H122V91H121ZM125 92H126V91H125ZM150 92H151V91H150ZM165 92H166V91H165ZM172 92H173V91H172ZM191 92H193V91L191 90ZM211 92H212V91H211ZM213 92H214V91H213ZM221 92H223V90H222ZM15 93H16V95H18L19 92H18L17 89H16V92H15ZM25 93H26V92H25ZM33 93L35 94V92H33ZM38 93H39V91H38ZM43 93H44V90H43ZM43 93H42V94H43ZM100 93H101V92H100ZM126 93H127V92H126ZM126 93H125V94H126ZM167 93H168V91H167ZM197 93H199V92H197ZM250 93H251V91H249V94H250ZM19 94H20V93H19ZM46 94H47V93H46ZM54 94H55V93H54ZM60 94H61V93H60ZM78 94H79V93H78ZM80 94H81V93H80ZM88 94H89V93H88ZM101 94H102V93H101ZM114 94H115V93H114ZM123 94H124V93H123ZM161 94H162V93H161ZM170 94H171V93H170ZM173 94H174V93H173ZM179 94H180V93H179ZM213 94H214V93H213ZM219 94H220V92H219ZM222 94H223V93H222ZM245 94H246V93H245ZM3 95H4V94H3ZM31 95H32V94H31ZM56 95H57V94H56ZM56 95H55V96H56ZM163 95H164V91H163ZM168 95H169V93H168ZM182 95H183V94H182ZM211 95H212V94H211ZM211 95H210V96H211ZM220 95H221V94H220ZM1 96H2V95H1ZM23 96H25V95H22V97H23ZM39 96L41 97V94H40ZM77 96H78V95H77ZM79 96H80V95H79ZM96 96H98V95H96ZM99 96H100V94H99ZM103 96H104V95H103ZM112 96H114V95H112ZM135 96H136V95H135ZM166 96H167V95H166ZM169 96H171V95H169ZM201 96H203V95H201ZM221 96H222V95H221ZM233 96H234V95H233ZM250 96H251V95H250ZM253 96H254V95H253ZM255 96H256V95H255ZM255 96H254V97H255ZM5 97H7V96L5 95ZM25 97H26V96H25ZM40 97H39V99H40ZM72 97H73V96H72ZM84 97H85V96H84ZM89 97H90V96H89ZM136 97H137V96H136ZM155 97H156V96H155ZM163 97H164V96H163ZM173 97H174V96H173ZM173 97H171V98H173ZM194 97L196 98L195 95H194ZM194 97H193V98H194ZM222 97H223V96H222ZM222 97H221V98H222ZM230 97H231V95H230ZM235 97H236V96H235ZM258 97H259V95H258ZM261 97H264V96H261ZM261 97H260V100L262 101ZM23 98H24V97H23ZM41 98H42V97H41ZM55 98H56V97H55ZM73 98H74V97H73ZM96 98L99 99V97H96ZM181 98H182V97H181ZM202 98H203V97H202ZM210 98H211V97H210ZM213 98H214V97H213ZM236 98H237V97H236ZM13 99H14V98H13ZM44 99H45V98H44ZM44 99H43V100H44ZM58 99H59V98H58ZM70 99H71V98H70ZM74 99H75V98H74ZM100 99H102V98H100ZM153 99H154V98H153ZM211 99H212V98H211ZM211 99H210V100H211ZM214 99H215V98H214ZM223 99H226V98H223ZM233 99H234V98H233ZM32 100H33V99H32ZM34 100H35V99H34ZM40 100H41V99H40ZM77 100H78V99H77ZM77 100H76V101H77ZM81 100H82V99H81ZM81 100H79V101H81ZM90 100H91V99H90ZM92 100H93V99H92ZM95 100H97V99H95ZM166 100H167V99H166ZM206 100H207V99H206ZM212 100H213V99H212ZM219 100H220V99H219ZM240 100H241V99H240ZM242 100H243V99H242ZM244 100H245V99H244ZM254 100H255V99H254ZM1 101H3V100H1ZM4 101H6V100H4ZM12 101H13V100H12ZM20 101H21V100H20ZM22 101H23V100H22ZM27 101H28V100H27ZM35 101H36V100H35ZM57 101H58V100H57ZM84 101H85V100H84ZM88 101H89V100H88ZM93 101H94V100H93ZM102 101H103V100H102ZM102 101H100V102H102ZM184 101H185V100H184ZM204 101H205V100H204ZM245 101H247V100H245ZM245 101H244V102H245ZM250 101H251V100H250ZM255 101H256V100H255ZM255 101H254V103H255ZM18 102H19V101H18ZM40 102H41V101H40ZM40 102H38V103H40ZM43 102H44V101H43ZM43 102H41V103H43ZM68 102H69V101H68ZM103 102H104V101H103ZM103 102H102V103H103ZM107 102H108V101H107ZM115 102H116V101H115ZM153 102L155 103V101H153ZM156 102H157V101H156ZM160 102H161V101H160ZM166 102H167V101H166ZM212 102H214V101H212ZM240 102H241V101H240ZM41 103H40V104H41ZM48 103H49V101H48ZM77 103H79V102H77ZM81 103H82V102H81ZM109 103H110V102H109ZM116 103H117V102H116ZM122 103H126V102L123 101ZM150 103H152V102L150 101ZM158 103H159V102H158ZM167 103H168V102H167ZM179 103H180V102H179ZM183 103H184V102H183ZM193 103H194V102H193ZM219 103H220V102H218V104H219ZM257 103H258V101H257ZM28 104H29V103H28ZM32 104H35V103H32ZM67 104H68V103H67ZM103 104H104V103H103ZM113 104H114V103H113ZM152 104H153V103H152ZM155 104H156V103H155ZM174 104H175V103H174ZM176 104H177V103H176ZM184 104H185V103H184ZM184 104H183V105H184ZM195 104H196V103H195ZM197 104H198V101H197ZM197 104H196V105H197ZM199 104H200V102H199ZM227 104H228V102H227ZM251 104H252V103H251ZM255 104H256V103H255ZM6 105H7V104H6ZM6 105H3V106H6ZM57 105H58V104H57ZM57 105H55V106H57ZM85 105H86V104H85ZM91 105H92V104H91ZM98 105H99V104H98ZM104 105H105V104H104ZM117 105H118V104H117ZM124 105H125V104H123V106H124ZM153 105H154V104H153ZM157 105H158V104H157ZM189 105H190V104H189ZM258 105H260V104L258 103ZM3 106H2V107H3ZM7 106H8V105H7ZM42 106H43V105H42ZM48 106H49V104H48ZM58 106H59V105H58ZM64 106H65V105H64ZM78 106H79V105H78ZM96 106H97V103H96ZM100 106H103V105H100ZM109 106H110V105H109ZM112 106H114V105H111V107H112ZM120 106H121V105H120ZM191 106H192V105H191ZM215 106H216V105H215ZM226 106H227V105H226ZM233 106H234V105H233ZM14 107H15V106H13L12 109H13ZM37 107H38V106H37ZM39 107H41V106H39ZM66 107H67V106H66ZM71 107H72V106H71ZM71 107H70V108H71ZM81 107H82V106H81ZM97 107H98V106H97ZM130 107H131V106H130ZM183 107H184V106H183ZM198 107H199V105H198ZM223 107H224V106H223ZM234 107H235V106H234ZM0 108H1V107H0ZM5 108H6V107H5ZM17 108H18V107H17ZM60 108H62V106H60ZM74 108H75V107H74ZM84 108H85V107H84ZM94 108H95V107H94ZM103 108H105V106H103ZM113 108H115V107H113ZM113 108H111V109H113ZM121 108H122V107H121ZM131 108H132V107H131ZM189 108H190V107L188 106V109H189ZM206 108H208V107H206ZM212 108H213V107H212ZM216 108H217V107H216ZM220 108H222V106H221ZM226 108H227V107H226ZM243 108H244V107H243ZM252 108H253V107H252ZM18 109H19V108H18ZM44 109H46V108L44 107ZM58 109H59V108H58ZM71 109H72V108H71ZM78 109H79V108H78ZM78 109H76V110H78ZM99 109H100V108H99ZM99 109H98V110H99ZM108 109L110 110V108H108ZM145 109H146V108H145ZM157 109H158V107H157ZM183 109H184V108H183ZM241 109H242V108H241ZM255 109H256V108H255ZM255 109H254V111H255ZM0 110H1V109H0ZM5 110H6V109H5ZM5 110H4V111H5ZM7 110H8V107H7ZM9 110H10V109H9ZM9 110H8V111H9ZM20 110H22V109H20ZM67 110H68V109H67ZM80 110H81V109H80ZM85 110H86V109H85ZM89 110H91V109H89ZM116 110H117V109H116ZM119 110H120V107H119ZM122 110H123V109H122ZM124 110H125V109H124ZM124 110H123V112H125ZM143 110H144V109H143ZM195 110H196V109H195ZM217 110H218V109H217ZM222 110H224V109H222ZM247 110H248V109H247ZM53 111H55V110H53ZM53 111H52V112H53ZM56 111H57V110H56ZM64 111H65V110H64ZM87 111H88V110H87ZM102 111H103V110H102ZM113 111H114V110H113ZM117 111H118V110H117ZM117 111H116V112H117ZM147 111H148V110H147ZM183 111H184V110H183ZM191 111H192V110H191ZM211 111H212V110H211ZM211 111H210V112H211ZM244 111H245V110H244ZM254 111H253V112H254ZM6 112H7V111H6ZM10 112H11V110H10ZM23 112H24V111H23ZM29 112H30V111H29ZM31 112H32V111H31ZM35 112H36V111H35ZM35 112H34V113H35ZM45 112H46V111H45ZM59 112H60V111H59ZM74 112H75V111H74ZM80 112H81V111H80ZM83 112H84V111H83ZM103 112H104V111H103ZM120 112H121V111H120ZM123 112H122V113H123ZM136 112H138V111L136 110ZM148 112H149V111H148ZM162 112H163V111H162ZM165 112H166V111H165ZM169 112H170V111H169ZM192 112H193V111H192ZM220 112H221V111H220ZM230 112H231V111H230ZM233 112H234V111H233ZM24 113H25V115H26V112H24ZM34 113H33V114H34ZM55 113H56V116H57V112H55ZM72 113H73V112H72ZM100 113H101V112H100ZM112 113H113V112H112ZM144 113H146V112H144ZM166 113H167V112H166ZM195 113H196V112H195ZM195 113H193V114H195ZM239 113H240V112H239ZM9 114H10V113H9ZM37 114H38V113H37ZM60 114H61V113H60ZM67 114H68V113H67ZM67 114H66V115H67ZM94 114H95V113H94ZM102 114H103V113H102ZM108 114H109V113H108ZM186 114H187V113H186ZM198 114L201 115L200 113H198ZM231 114H232V113H231ZM256 114H257V112H256ZM15 115H17V114H15ZM22 115H23V114H22ZM34 115H35V114H34ZM64 115H65V114H64ZM66 115H65V116H66ZM90 115H91V114H90ZM98 115H99V113H98ZM103 115H104V114H103ZM125 115H126V114H125ZM129 115H132V114H129ZM169 115H170V114H169ZM232 115H233V114H232ZM232 115H231V116H232ZM59 116H60V115H59ZM61 116H63V115H61ZM70 116H71V115H70ZM72 116H73V115H72ZM72 116H71V117H72ZM114 116H115V115H114ZM123 116H124V115H122V116H120V117H123ZM147 116H148V115H147ZM27 117H29V115H28ZM32 117H33V116H32ZM44 117H45V116H44ZM57 117H58V116H57ZM66 117H67V116H66ZM71 117H70V118H71ZM99 117H100V116H99ZM101 117H103V116H101ZM139 117H140V116H139ZM139 117H138V118H139ZM141 117H142V116H141ZM201 117H202V116H201ZM257 117H258V115H257ZM80 118H81V117H80ZM82 118H83V117H82ZM94 118H95V117H94ZM115 118H117V117H115ZM125 118H127V117H124V119H125ZM146 118H147V117H146ZM154 118H155V117H154ZM211 118H212V117H211ZM241 118H242V117H241ZM254 118H255V117H254ZM58 119H59V118H58ZM89 119H90V118H89ZM89 119H88V120H89ZM96 119H97V116H96ZM110 119H111V118H110ZM120 119H122V121H123V118H120ZM136 119H137V118H136ZM144 119H145V116H144ZM155 119H156V118H155ZM62 120H63V119H62ZM67 120H68V119H67ZM86 120H87V119H86ZM102 120H103V119H102ZM104 120H105V119H104ZM130 120H132V119H130ZM141 120H142V119H141ZM141 120H140V121H141ZM145 120L147 121L148 119H145ZM145 120H144V121H145ZM150 120H151V119H150ZM213 120H214V118H213ZM230 120H231V119H230ZM232 120H233V119H232ZM232 120H231V121H232ZM235 120H238V119H235ZM65 121H66V120H65ZM65 121H64V123H65ZM95 121H96V120H95ZM152 121H154V119H153ZM169 121H170V120H169ZM169 121H168V123H169ZM201 121H202V120H201ZM203 121H204V120H203ZM46 122H47V121H46ZM62 122H63V121H62ZM74 122H75V121H74ZM84 122H85V121H84ZM89 122H90V121H89ZM96 122H97V121H96ZM100 122H101V121H100ZM133 122H134V121H133ZM154 122H155V121H154ZM193 122H194V121H193ZM239 122H240V121H239ZM246 122H247V121H246ZM249 122H250V121H249ZM33 123H34V121H33ZM47 123H48V122H47ZM77 123H78V122H77ZM103 123H104V121H103ZM202 123H203V122H202ZM65 124H66V123H65ZM121 124H122V122H121ZM121 124H120V125H121ZM125 124L127 125L128 122L125 123ZM147 124H148V123H147ZM161 124H162V123H161ZM165 124H166V122H165ZM192 124H194V123H192ZM198 124H200V123H198ZM243 124H245V123L243 122ZM67 125H68V124H67ZM84 125L87 126L88 124H84L82 120H79V126L82 127V128H84V127H85ZM98 125H99V124H98ZM109 125H110V124H109ZM156 125H157V124H156ZM171 125H173V124H171ZM190 125H191V123H190ZM59 126H60V125H59ZM70 126H72V124H70ZM70 126H69V127H70ZM74 126H76V125H74ZM90 126H93V125H90ZM100 126H101V125H100ZM129 126H131V125H129ZM129 126H127V127H129ZM158 126H159V124H158ZM237 126H241V125H237ZM255 126H256V125H255ZM49 127H50V126H49ZM52 127H53V126H52ZM52 127H50V128H52ZM93 127H95V126H93ZM97 127H98V126H97ZM97 127H96V128H97ZM102 127H103V126H102ZM121 127H122V125H121ZM125 127H126V126H125ZM167 127H168V126H167ZM189 127H190V126H189ZM62 128H63V127H62ZM78 128H79V127H78ZM82 128H81V129H82ZM130 128H131V127H130ZM175 128H176V127H175ZM187 128H188V127H187ZM212 128H213V127H212ZM258 128H259V127H257L256 129L258 130ZM69 129H70V128H69ZM75 129H76V128H75ZM86 129H87V128H86ZM99 129H101V128L99 127ZM103 129H104V128H103ZM106 129H107V128H106ZM127 129L129 130V128H126L125 131H127ZM131 129H133V128H131ZM188 129H189V128H188ZM214 129H215V128H214ZM78 130H79V129H78ZM83 130H85V129H83ZM96 130H98V129H96ZM101 130H102V129H101ZM101 130H100V131H101ZM178 130H179V129H178ZM44 131H45V130H44ZM48 131H49V130H48ZM74 131H75V130H74ZM74 131H73V132H74ZM117 131H118V130H117ZM147 131H149V130H147ZM51 132H52V131H51ZM60 132H61V131H60ZM62 132H63V130H62ZM65 132H66V131H65ZM91 132H93V131H91ZM94 132H95V131H94ZM102 132H103V131H102ZM114 132H115V133H114ZM127 132H128V131H127ZM145 132H146V129H145ZM157 132H159V131H157ZM164 132H165V131H164ZM174 132H175V131H174ZM258 132H260V130H259ZM88 133H90V132H88ZM103 133H104V132H103ZM113 133H114V135H113L112 133H111V135L115 136V134H117V133H116V130L113 131ZM119 133H120V132H119ZM132 133H133V132H132ZM134 133H135V132H134ZM161 133H162V132H161ZM165 133H166V132H165ZM165 133H164V134H165ZM167 133L170 134V133H169V130L167 131ZM185 133H186V132H185ZM187 133H188V131H187ZM62 134H63V133H62ZM83 134H84V132H83ZM128 134H129V133H128ZM128 134H127V135H128ZM130 134H131V133H130ZM146 134H147V133H146ZM157 134H158V133H157ZM159 134H160V133H159ZM210 134H211V133H210ZM210 134H208V135H210ZM55 135H56V134H55ZM76 135H77V134H76ZM133 135L135 136V134H133ZM155 135H156V134H155ZM196 135H197V134H196ZM212 135H213V134H212ZM212 135H210L211 137H210V136H209V137L212 138V137H213ZM62 136H63V135H62ZM77 136H78V135H77ZM113 136H112V138H114ZM122 136H123V133H122ZM147 136H149V135H147ZM156 136H157V135H156ZM168 136H169V135H167V137H168ZM172 136H173V135H172ZM174 136H175V138H176L177 135H174ZM192 136H193V135H192ZM214 136H215V135H214ZM64 137H65V136H64ZM64 137H63V138H64ZM74 137H76V136H74ZM101 137H102V136H101ZM106 137H108V136H106ZM116 137H117V135H116ZM116 137H115V138H116ZM137 137H138V136H137ZM193 137H194V136H193ZM263 137H264V136H263ZM77 138H78V137H77ZM86 138H87V137H86ZM109 138H110V137H109ZM121 138H122V137H121ZM131 138H134V137H131ZM138 138H139V137H138ZM197 138H198V137H197ZM81 139H82V138H79L78 140L81 141ZM87 139H88V138H87ZM106 139H107V138H106ZM116 139H118V137H117ZM161 139H162V138H161ZM195 139H196V138H195ZM214 139H216V138H214ZM247 139H249V138H247ZM72 140H73V139H72ZM82 140H84V139H82ZM124 140H125V139H124ZM136 140H137V139H136ZM148 140H149V139H148ZM172 140H173V139H172ZM191 140H192V139H191ZM196 140H197V139H196ZM226 140H227V139H226ZM108 141H109V139H108ZM163 141H164V140H163ZM163 141H162V142H163ZM170 141H171V139H170ZM81 142H82V141H81ZM85 142H86V141H85ZM123 142H125V141H123ZM123 142H122V143H123ZM147 142H148V141H147ZM164 142H165V141H164ZM194 142H195V141H194ZM90 143H91V142H90ZM125 143H126V142H125ZM170 143H171V142H170ZM85 144H86V143H85ZM85 144H84V145H85ZM201 144H202V143H201ZM82 145H83V144H82ZM227 145H228V144H227ZM260 145H261V143H260ZM76 146H77V145H76ZM78 146L80 147V145H78ZM170 146H171V145H170ZM81 147H82V146H81ZM162 147H163V146H162ZM174 147H175V146H174ZM236 147H237V146H236ZM168 148H170V147H167V149H168ZM209 148L211 149V147H209ZM238 148H239V147H238ZM241 148H243V147H241ZM241 148H239V149H241ZM252 148H253V147H252ZM111 149H112V148H111ZM173 149H175V148H173ZM113 150H114V149H113ZM151 150H153V149H151ZM229 150H230V149H229ZM98 151H99V150H98ZM173 151H174V150H173ZM173 151H171V152H173ZM204 151H205V150H203V152H204ZM242 151H243V150H242ZM91 152H92V151H91ZM239 152H240V151H239ZM244 152H245V151H244ZM244 152H243V153H244ZM147 154H149V153L147 152ZM160 154H162V153L160 152ZM175 154H177V153L175 152ZM226 154H227V153H226ZM232 154H233V152H232ZM236 154H237V152H236ZM259 154H260V153H259ZM135 155H136V154H135ZM143 155H144V154H143ZM166 155H168V154H166ZM254 155L256 156V153H255ZM254 155H253V156H254ZM261 155H262V154H261ZM133 156H134V155H133ZM152 156H154V154H153ZM192 156H193V155H192ZM228 156H229V155H228ZM230 156H231V155H230ZM232 156H233V155H232ZM232 156H231V158H233ZM240 156H241L240 158L242 159V155H241V154H240ZM262 156H264V155H262ZM262 156H261V157H262ZM147 157H149V156H147ZM168 157H169V156H168ZM257 157L260 158V156H257ZM70 158H71V157H70ZM170 158H171V155H170ZM234 158H235V157H234ZM246 158H247V157H246ZM246 158H245V159H246ZM254 158H256V157H254ZM145 159H146V158H145ZM172 159H173V157H172ZM225 159H226V158H225ZM228 159H230V158H228ZM250 159H251V158H250ZM257 159H258V158H257ZM260 159H261V158H260ZM260 159H259V161H260ZM262 159H263V158H262ZM70 160H71V159H70ZM202 160H203V159H202ZM215 160H216V159H215ZM223 160H224V159H223ZM263 160H264V159H263ZM68 161H69V160H68ZM145 161H146V160H145ZM218 161H219V160H218ZM221 161H222V160H221ZM255 161H256V160H255ZM211 162H212V161H211ZM240 162H241V161H240ZM253 162H254V161H253ZM77 163H78V161H77ZM184 163H185V162H184ZM212 163H213V162H212ZM254 163H255V162H254ZM216 164H217V163H216ZM245 164H246V163H245ZM252 165H254V164H252ZM213 166H214V163H213ZM216 166H217V165H216ZM232 166H233V165H232ZM250 166H251V165H250ZM257 166H258V165H257ZM261 166H262V165H261ZM193 167H194V166H193ZM200 167H201V166H200ZM217 167H219V166H217ZM224 167H225V165L223 166V168H224ZM253 167L255 168V166H253ZM258 167H259V166H258ZM3 168H4V167H3ZM157 168H158V166H157ZM223 168H222V169H223ZM242 168H243V167H242ZM259 168H260V167H259ZM259 168H258V169H259ZM151 169H152V168H151ZM155 169H156V168H155ZM218 169H219V168H218ZM256 169H257V168H256ZM162 170H163V169H162ZM181 170H183V169H181ZM181 170H180V171H181ZM224 170H225V169H224ZM163 171H164V170H163ZM180 171H179V172H180ZM212 171H213V170H212ZM12 172H13V171H12ZM258 172H259V170H258ZM260 172H261V170H260ZM199 173H201V172H199ZM228 173H229V172H228ZM228 173H226V174H228ZM40 174H41V173H40ZM143 174H144V173H143ZM176 174H178V172H177ZM260 174H261V173H260ZM45 175H46V174H45ZM61 175H62V174H61ZM85 175H86V174H85ZM236 175H237V174H236ZM71 176H72V175H71ZM181 176H183L182 173H181ZM260 176H261V175H260ZM63 177H64V175H62V176H60V177H58V178H63ZM66 177H67V176H66ZM66 177H64V180H65ZM211 177H212V176H211ZM226 177H227V176H226ZM236 177H237L236 179H239V178H240V177L238 178V176H236ZM242 177H243V176H242ZM257 177H258V176H257ZM55 178H56V177H55ZM72 178H73V177H72ZM74 178H75V176H74ZM181 178H182V177H181ZM196 178H197V176H196ZM75 179H76V178H75ZM174 179H176V178H174ZM198 179H199V178H198ZM211 179H212V178H211ZM234 179H235V177H234ZM261 179H262V178H261ZM61 180H63V179H61ZM67 180L70 181V177H68ZM100 180H101V179H100ZM184 180H186V179H184ZM88 181H89V180H88ZM88 181H87V182H88ZM101 181H102V180H101ZM101 181H100V182H101ZM177 181H178V180H177ZM203 181H204V180H203ZM206 181H207V180H206ZM234 181H235V180H234ZM257 181H258V180H257ZM90 182H91V179H90ZM232 182H233V180H232ZM238 182H239V181H238ZM242 182H243V181H242ZM248 182H249V181H248ZM258 182H259V181H258ZM210 183H211V182H210ZM249 183H250V182H249ZM105 184H106V183H105ZM108 184H109V182H108ZM236 184H237V183H236ZM243 184H245V183H243ZM97 185H98V184H97ZM258 185H259V183H258ZM3 186H4V185H3ZM100 186H102V185L100 184ZM222 186H223V185H222ZM262 186H263V184H262ZM104 187H107V186H104ZM148 187H150V186H148ZM240 188H241V187H240ZM111 189H112V188H111ZM115 189H117V188H115ZM148 189H149V188H148ZM217 189H218V188H217ZM221 189H222V188H221ZM221 189H219V190H221ZM263 189H264V187H263ZM113 190H114V189H113ZM118 190H119V189H118ZM149 190H150V189H149ZM151 190H152V189H151ZM229 190H230V189H229ZM120 191H121V190H120ZM120 191H119V192H120ZM116 192H117V191H116ZM153 192H154V191H153ZM208 192H209V191H208ZM259 192H260V191H259ZM124 193H125V192H124ZM124 193H122V191H121V192L119 193V195H120V194L123 195ZM150 193H152V192L150 191ZM251 193H252V191H251ZM262 193H263V192H262ZM223 194H224V193H223ZM227 194H228V193H227ZM154 195H155V193H154ZM165 195H166V194H165ZM229 195H230V194H229ZM126 196H128L127 193H126ZM160 196H161V195H160ZM249 196H250V194H249ZM249 196H248V197H249ZM262 196H263V195H262ZM128 197H130V196H128ZM157 197H158V196H157ZM254 197H255V196H254ZM121 198H122V197H121ZM131 198H133V197H131ZM210 198H211V197H210ZM127 200H128V199H127ZM226 200H227V199H226ZM231 200H232V199H231ZM233 200H234V199H233ZM192 205H193V204H192ZM227 206H228V205H227ZM229 206H230V205H229ZM258 206H259V205H258ZM139 207H140V206H139ZM149 211H150V210H149ZM201 211H202V210H201ZM43 212H46V211H43ZM146 213H147V212H146ZM152 214H153V213H152ZM152 214H151V215H152ZM147 215H148V214H147ZM261 215H262V214H261ZM153 216H154V215H153ZM190 217H191V216H190ZM245 218H246V217H245ZM160 222L162 223L161 220H160ZM249 225H250V224H249ZM249 225H248V227H249ZM161 226H162V225H161ZM245 226H246V225H245ZM245 226H244V228H245ZM156 227H157V226H156ZM163 227H164V226H163ZM248 227H247V228H248ZM165 228H166V227H165ZM36 230H37V229H36ZM162 230H165V229L162 228ZM245 230H246V229H245ZM245 230H244V231H245ZM230 231H231V230H230ZM232 231H233V230H232ZM248 231H249V230H248ZM248 231H247V232H248ZM159 232H160V231H159ZM38 233H39V232H38ZM41 233H42V232H41ZM41 233H40V234H41ZM163 233H164V231H163ZM165 233H166V232H165ZM243 233H244V232H243ZM36 234H37V233H36ZM40 234H39V235H40ZM44 234H45V233H44ZM246 234H247V233H246ZM246 234H245V235H246ZM37 235H38V234H37ZM247 235H248V234H247ZM45 236H46V234H45ZM166 236H167V234H166ZM253 236H254V235H253ZM253 236H252V237H253ZM245 237H246V236H245ZM254 237L256 238V236H254ZM39 238H41V237H39ZM242 239H243V238H242ZM45 240H46V239L44 238V241H45ZM169 240H170V238H169ZM249 240H250V239H249ZM170 241H171V240H170ZM242 243H243V241H242ZM244 243H245V242H244ZM254 244H255V243H254ZM167 246H168V245H167ZM171 246H172V245H171ZM256 246H257V245H256ZM232 247H233V246H232ZM235 247H236V245H235ZM249 247H250V246H249ZM257 248H258V247H257ZM257 248H256V249H257ZM248 249H249V248H248ZM258 249H259V248H258ZM175 250H176V249H175ZM173 251H174V250H173ZM175 252H176V251H175ZM175 252H174V253H175ZM177 252H178V251H177ZM179 252H180V251H179ZM263 253H264V252H263ZM176 255L178 256L179 254L176 253ZM180 256H182V255H181V252H180ZM241 256H242V255H241ZM259 257H260V256H259ZM261 257H262V256H261ZM184 258H185V257H184V254H183V259H184ZM259 259H260V258H259ZM178 260H179V259H178ZM180 260H181V259H180ZM183 261L186 262V264H187V261H185V259L182 260V261H180L179 263L182 264ZM261 261H262V260H261ZM66 262H67V261H66ZM258 262H260V261H258ZM189 263H190V262H189ZM189 263H188V264H189ZM67 264H68V262H67Z\"/></svg>",
  "mask_w": 264,
  "mask_h": 264
}]
</instances>
